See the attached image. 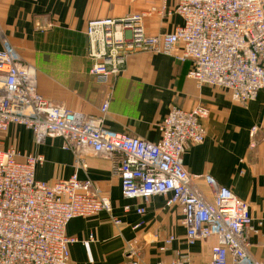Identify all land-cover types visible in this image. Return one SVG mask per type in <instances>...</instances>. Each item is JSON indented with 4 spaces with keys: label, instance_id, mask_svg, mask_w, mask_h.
Listing matches in <instances>:
<instances>
[{
    "label": "built area",
    "instance_id": "1",
    "mask_svg": "<svg viewBox=\"0 0 264 264\" xmlns=\"http://www.w3.org/2000/svg\"><path fill=\"white\" fill-rule=\"evenodd\" d=\"M161 1L163 9L172 1L171 11L183 20L169 32H146L144 19L151 10L88 21L90 74L100 84H109L131 54L148 50L173 55L181 45L175 58L192 62L188 76L197 84L223 88L236 102L256 99L264 90V0ZM110 98L108 92L97 115L57 104L39 92L36 68L23 63L14 46L4 43L0 48V133L11 124L22 125L33 131L37 143L61 137L63 148L78 155L76 171L50 183L36 178L43 154L0 146V264H76L70 246L79 239L66 232L73 218L105 211L115 224L122 222L103 190L91 178H80L84 149L109 156L125 198L168 196L166 205L178 206L182 214L188 245L215 238L210 264H264V258L250 251L252 238L264 243V230L261 221L255 224L248 202L211 176H206L212 191L207 198L184 167L185 147L205 140L203 120L209 108L172 107L159 124L160 139L152 142L105 127ZM256 130L253 127L252 135ZM130 210L126 204L124 212ZM137 212L143 214L145 208ZM175 239L172 234L166 237L160 250ZM126 257L128 264H140L133 244ZM168 264L189 262L178 256Z\"/></svg>",
    "mask_w": 264,
    "mask_h": 264
},
{
    "label": "crops",
    "instance_id": "2",
    "mask_svg": "<svg viewBox=\"0 0 264 264\" xmlns=\"http://www.w3.org/2000/svg\"><path fill=\"white\" fill-rule=\"evenodd\" d=\"M173 5L171 1L163 9L161 0H0V48L4 43L14 46L21 61L36 68L39 92L73 111L100 114L110 92L105 127L114 132L157 142L161 137L159 124L172 107L207 106L210 114L203 120L205 140L185 147L184 167L207 198L212 191L206 176L230 187L248 202L255 224L261 221L264 230V90L256 99L240 103L223 88L197 84L188 76L192 62L175 58L182 52L181 45L173 55L148 50L131 54L125 69L112 76L109 84H100L89 72L92 59L87 54L85 34L89 20L151 10L144 27L154 35L183 23L171 11ZM0 146L15 147L22 154H43L45 161L36 169L39 180L54 183L76 171L78 155L63 148L61 137L37 143L31 129L11 124L0 133ZM83 158L80 178H91L103 190L122 222L115 224L105 211L73 218L66 229L69 236L79 239L70 246L73 262L128 264L126 252L133 244L140 264H168L178 256L189 264H210L215 238L188 245L182 214L178 206L166 205L168 196L125 198L106 153L84 149ZM126 204L131 206L127 213ZM140 207L145 208L143 214L137 212ZM171 234L176 239L161 251L163 240ZM252 242L251 253L264 258V243L256 237Z\"/></svg>",
    "mask_w": 264,
    "mask_h": 264
}]
</instances>
